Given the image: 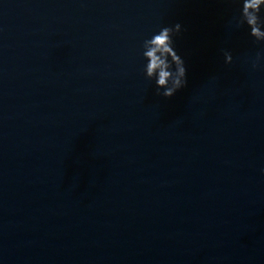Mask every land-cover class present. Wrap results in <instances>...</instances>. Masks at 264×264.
<instances>
[{
    "label": "clouds",
    "instance_id": "9594fccd",
    "mask_svg": "<svg viewBox=\"0 0 264 264\" xmlns=\"http://www.w3.org/2000/svg\"><path fill=\"white\" fill-rule=\"evenodd\" d=\"M238 2L241 5L239 15L233 16L229 23L237 28L246 24L250 29V36L256 42H264V17L261 16L264 0H238ZM181 31L182 26L179 23L165 26L151 38L145 39L142 45V56L146 61L143 66L145 78L154 80L156 94L165 98H171L187 85L185 61L174 47V37ZM223 55L226 64L232 63V55L229 51L225 50ZM261 58V54L257 53L252 61L253 69L259 65Z\"/></svg>",
    "mask_w": 264,
    "mask_h": 264
}]
</instances>
